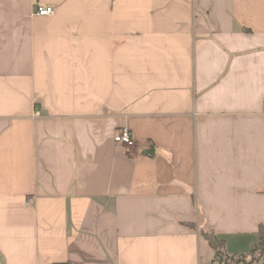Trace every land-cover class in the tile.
I'll return each instance as SVG.
<instances>
[{"label":"crops","instance_id":"0c3cea01","mask_svg":"<svg viewBox=\"0 0 264 264\" xmlns=\"http://www.w3.org/2000/svg\"><path fill=\"white\" fill-rule=\"evenodd\" d=\"M260 225L264 0H0V264H212Z\"/></svg>","mask_w":264,"mask_h":264},{"label":"trees","instance_id":"16d2710c","mask_svg":"<svg viewBox=\"0 0 264 264\" xmlns=\"http://www.w3.org/2000/svg\"><path fill=\"white\" fill-rule=\"evenodd\" d=\"M258 261L264 264V225H260L257 241L248 253L228 254L222 249L217 252L218 264H252Z\"/></svg>","mask_w":264,"mask_h":264},{"label":"built area","instance_id":"2783aa9c","mask_svg":"<svg viewBox=\"0 0 264 264\" xmlns=\"http://www.w3.org/2000/svg\"><path fill=\"white\" fill-rule=\"evenodd\" d=\"M55 12V9L53 6H40L37 10V14L39 15H52ZM114 141L119 144L126 147H131L134 145V137L132 134V131L127 126H122L118 133L114 137ZM32 202V198H29L28 203L30 204ZM212 264H218L217 262H214Z\"/></svg>","mask_w":264,"mask_h":264},{"label":"water","instance_id":"95a60500","mask_svg":"<svg viewBox=\"0 0 264 264\" xmlns=\"http://www.w3.org/2000/svg\"><path fill=\"white\" fill-rule=\"evenodd\" d=\"M212 238L214 239V237L212 236Z\"/></svg>","mask_w":264,"mask_h":264}]
</instances>
